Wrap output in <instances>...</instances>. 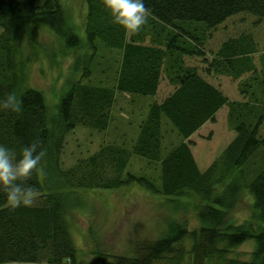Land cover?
<instances>
[{"label":"trees","instance_id":"trees-1","mask_svg":"<svg viewBox=\"0 0 264 264\" xmlns=\"http://www.w3.org/2000/svg\"><path fill=\"white\" fill-rule=\"evenodd\" d=\"M83 1L85 35L81 39L68 26L60 0H0V99L14 93L22 102L20 112L0 110V145L15 151L17 159L34 140L46 150L27 181L39 191L36 206L13 209L0 192V264H78L66 216L67 196L60 187L75 193L132 185L169 202L198 201L200 226L190 229L185 221H171L156 239L135 243L132 257H112L109 264H264V134L260 135L264 53L258 69L252 59L257 52L252 39L224 41L210 67L202 69L204 75L184 65L181 58L202 56V34L233 15L263 19L264 0H144L152 14L141 31L131 36L112 23L102 0ZM36 25L57 38L64 51L76 52L84 46L88 54L89 70L69 83L55 113L50 112L41 91L23 86V70L39 53ZM157 27L160 40L145 43V31ZM100 50L120 54L112 84L97 85L90 80L91 64ZM78 67L74 62L73 68ZM211 73L242 81L240 94L249 95V101H230L206 80ZM163 75L169 77L174 90L157 102L154 97ZM119 94L131 101L153 99L136 138L127 146L123 141L103 145L73 167L62 169L67 135L78 126L106 131ZM224 107L235 136L200 171L191 152V137L206 123H214ZM171 134L178 142L167 146ZM132 156L146 162L149 169L159 168V174L128 171ZM47 175L53 177L52 185L46 184ZM45 186L58 187V191L49 194ZM245 193L251 198L253 214L247 222L235 224L227 216ZM246 242L254 243L248 260L232 257Z\"/></svg>","mask_w":264,"mask_h":264},{"label":"rangeland","instance_id":"rangeland-1","mask_svg":"<svg viewBox=\"0 0 264 264\" xmlns=\"http://www.w3.org/2000/svg\"><path fill=\"white\" fill-rule=\"evenodd\" d=\"M60 2L65 11L68 26L81 39H84L86 12L84 1L60 0ZM33 28L36 30L40 43L39 53L37 59L23 70V86L41 91L50 112L55 113L62 94L69 88V83L79 80L83 72L89 70L85 57L88 54L84 46L76 52H66L61 42L45 28L39 25ZM160 31L159 27L145 31L148 32L145 43L159 41ZM202 37H204L203 55L200 57L181 55L184 65L195 67L204 75L202 69L210 67V62L224 41L243 37L254 41L257 52L252 59L256 67L260 69V59L264 53V18L259 19L245 13L236 14L225 20L218 28L205 31ZM187 43L194 42L187 39ZM119 60V52L100 50L91 64L92 83L112 84ZM76 61L79 63L77 70L73 68V63ZM205 78L221 90L230 101H249V95L240 94L239 88L242 81L234 80L226 75L215 76L214 73ZM261 80L262 78H259V82ZM173 90L169 77L163 75L158 94L154 99L161 102ZM144 99L136 98L131 101L128 97L119 94L113 107L112 120L106 131L100 133L78 126L70 132L65 138L61 154L62 169L73 167L78 160L88 158L98 152L103 145L120 143V141H123L126 146V143L130 145L138 134L140 120L147 114V105L153 101L150 97ZM263 134L264 127L260 132L261 136ZM234 136V132L227 124V108L224 107L217 113L214 123H206L191 137L194 143L191 152L199 170H206ZM177 142V137L171 134L165 144L168 146ZM147 167L146 162L132 156L128 171L134 174L145 173L149 176L153 171L154 174H159V168L155 171L156 168L153 167L151 171ZM45 181L46 184L52 185L53 177L47 175ZM49 188L51 187L45 186L49 194L58 191V187ZM60 189L62 194L67 196L66 216L77 249L78 264H109L112 257H132L135 243L156 239L163 234L166 225L171 221H185L190 229L200 226L198 214L201 204L194 199L182 198L169 202L166 198L147 193L136 185L115 191L89 190L74 193L66 188L60 187ZM240 197L241 202L239 201L227 216V220L235 224L247 222L253 214L251 198L246 193L241 194ZM253 246V242L244 243L232 257H239L243 261L248 260V253L252 251Z\"/></svg>","mask_w":264,"mask_h":264},{"label":"clouds","instance_id":"clouds-1","mask_svg":"<svg viewBox=\"0 0 264 264\" xmlns=\"http://www.w3.org/2000/svg\"><path fill=\"white\" fill-rule=\"evenodd\" d=\"M102 5L126 36L138 34L152 14L144 0H102ZM21 108L22 102L14 93L0 99V110L20 112ZM45 156L46 150L36 140L22 149L19 159L15 151L0 145V192L6 194L11 208L36 206L39 191L27 181Z\"/></svg>","mask_w":264,"mask_h":264}]
</instances>
